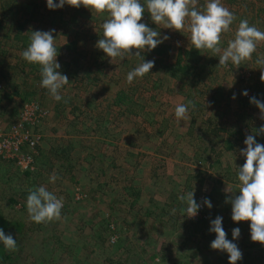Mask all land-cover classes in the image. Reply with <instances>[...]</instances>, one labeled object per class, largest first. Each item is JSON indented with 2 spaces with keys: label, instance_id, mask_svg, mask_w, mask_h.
Wrapping results in <instances>:
<instances>
[{
  "label": "rangeland",
  "instance_id": "374dc122",
  "mask_svg": "<svg viewBox=\"0 0 264 264\" xmlns=\"http://www.w3.org/2000/svg\"><path fill=\"white\" fill-rule=\"evenodd\" d=\"M140 2L146 7V0ZM208 2L198 0L197 8L203 11ZM221 4L236 17L230 31L222 33V48L235 37L241 16L264 31V0ZM107 18L108 13L84 6L49 10L46 0H0V75L24 80L20 85L26 88L21 90L26 100H8L3 89L12 86L0 78V139L11 137L31 106H38L25 128L38 140L37 148L23 143L17 152L32 159L31 170L0 156V228L18 245V251H9L0 242V260L10 257L0 264H228L221 255L226 253L210 247V224L217 216L223 217L225 231L240 228L234 241L240 250L257 252L237 264H264V245L252 242L250 222L234 223L231 204L225 203L231 195L226 188L239 195L237 167L245 163L240 155L244 140L264 124L250 104L253 96L264 100V68L256 63L264 56V41L239 68L231 62L219 66V54L191 44L187 21L177 32L156 25L146 11L141 23L169 37L157 46L168 54L161 58L155 51L142 52L155 66L129 84L127 73L141 59L125 56L111 62L95 47ZM52 29L56 47L75 44L73 57L57 56L58 71L71 83L61 90L59 102L40 86V72L21 55L30 30ZM182 51L191 75L173 72ZM186 52L194 53V60ZM69 64L74 66L63 70ZM121 91L129 99L116 104ZM189 100L195 108H189L187 120L178 121L176 106ZM256 141L264 144V135ZM53 172L59 179L50 182ZM41 185L63 198L60 220H30L29 189ZM189 191L201 204L195 218L186 217L187 203L178 198ZM205 198L211 209L203 205Z\"/></svg>",
  "mask_w": 264,
  "mask_h": 264
},
{
  "label": "clouds",
  "instance_id": "9594fccd",
  "mask_svg": "<svg viewBox=\"0 0 264 264\" xmlns=\"http://www.w3.org/2000/svg\"><path fill=\"white\" fill-rule=\"evenodd\" d=\"M198 0H146L145 5L140 0H46L49 10L63 8L65 4L79 8L84 6L96 13H108L103 25V38L95 45L102 50L107 57L124 58L135 56L141 62L133 70L127 73V82L131 84L134 79L142 78L149 74L155 66L154 60L145 61L142 56L144 51H152L169 39L167 35L161 38L159 31L141 23L147 11L151 20L156 25H164L165 29H173L181 32L189 24L191 32V44L195 49L210 50L213 56L219 54V66L227 67L229 62L238 66L245 60H250L252 54L257 51V42L264 41V31L256 26H250L247 19H242L236 30L235 37L228 41L227 47L222 48V33L230 31V25L236 20L234 13L221 4V0H209L201 11L197 8ZM55 30L29 31L30 43L21 55L29 63L40 66L41 84L47 89L51 97L59 102L63 99L61 90L71 83L67 75L58 71L61 65L57 62L58 49L55 45ZM26 33V34H28ZM133 49H136L133 53ZM256 63L264 68V56H258ZM264 82V70L260 75ZM248 96L247 90L242 92ZM236 96L233 94L232 99ZM250 104L255 105L260 112V119L264 120V100L253 96ZM195 108L193 101L187 104H178L175 108V117L178 121L187 120L189 108ZM264 135V124L246 136L245 147L240 150V155L245 158V163L238 169L239 195L228 188L226 193H231L225 203L231 204V219L234 223L250 222V235L252 242L264 245V144L257 143L256 136ZM50 182L59 179L53 172ZM237 193V192H236ZM187 203L186 217L195 218L201 208V204L194 199V191L178 197ZM63 198L57 197L43 185L36 189H29L26 207L30 220L33 222L47 223L60 220L62 217ZM203 205L212 208L210 199L205 198ZM175 212V209H173ZM223 217L217 216L211 220L209 231L215 233V239L211 242V249L228 254V264H237L242 260L243 253L233 241L239 239L240 228L232 230V240L227 239V233L222 226ZM0 242L9 251H18L16 239L6 235L0 228Z\"/></svg>",
  "mask_w": 264,
  "mask_h": 264
},
{
  "label": "built area",
  "instance_id": "2783aa9c",
  "mask_svg": "<svg viewBox=\"0 0 264 264\" xmlns=\"http://www.w3.org/2000/svg\"><path fill=\"white\" fill-rule=\"evenodd\" d=\"M37 110L38 106L32 105L30 115L36 113ZM29 116L26 113L25 117L18 122L11 137L0 139V156L5 159H14L23 170H31L33 166L31 158L21 157L17 154L20 146L26 143L31 149H35L38 145V140L31 136L30 131H25L26 123L30 120Z\"/></svg>",
  "mask_w": 264,
  "mask_h": 264
},
{
  "label": "trees",
  "instance_id": "16d2710c",
  "mask_svg": "<svg viewBox=\"0 0 264 264\" xmlns=\"http://www.w3.org/2000/svg\"><path fill=\"white\" fill-rule=\"evenodd\" d=\"M61 19L65 21L66 18L64 16H62ZM16 37L19 38L20 34L18 33ZM74 46H75V44H73V43L65 42L63 45L57 46V49L59 51L58 53H61V55H62V53H64V54L67 53L68 55H71L73 53L72 51H73ZM152 51H155V55H158L161 58L168 54L166 47H163V46L157 47ZM186 53L188 55V58L192 57V60H194V58L196 56L194 53H188V52H186ZM184 58H185V53L182 51L179 53L176 65L173 66V68H172L174 74H176L177 72L182 73L184 76L192 74L193 70H191V69H193V68H192V66L183 63ZM29 64L32 65V67H34L35 70H38L40 72V66L39 65L32 64V63H29ZM70 66H71V64L66 65V67L63 68V70H68L70 68ZM10 86H12V87H10ZM9 87H10V89L6 92V94L3 95L8 100L14 99L15 96H21L23 100H26V98L25 99L23 98V95L21 94V92L19 90L18 91L16 90V85H14V84L10 85L9 84ZM29 92L30 91H27L26 95L29 94ZM127 99H129V96H127V94H125L124 91H121L119 94H117L116 104H121L123 102H126ZM8 259H10L9 256L3 257V258H1L0 263H4Z\"/></svg>",
  "mask_w": 264,
  "mask_h": 264
},
{
  "label": "crops",
  "instance_id": "0c3cea01",
  "mask_svg": "<svg viewBox=\"0 0 264 264\" xmlns=\"http://www.w3.org/2000/svg\"><path fill=\"white\" fill-rule=\"evenodd\" d=\"M241 17H243V16H241ZM239 18V22L242 20V18ZM69 43V42H68ZM60 55H61V53H59ZM62 54H64V53H62ZM68 57H73V55L71 54V55H67ZM74 66V64H72L71 66H70V68L71 67H73ZM38 71V70H37ZM19 72V71H18ZM0 78L2 79V80H4V82H7V85H9V83L11 82V80H12V84H14V85H16V90L18 91H20L21 92V90H24V89H26L25 87H24V85H20V83H24L25 84V81L24 80H22V79H19V78H14L12 75H8V74H4L3 72H2V74L0 75ZM14 79H16V80H18L17 82L19 83V84H17V82L16 81H14ZM6 80V81H5ZM5 87H7V86H5ZM0 88H2L1 86H0ZM4 90H6V91H8L9 89H3V91ZM12 90V89H11ZM131 233H135V232H133L132 230L130 231ZM148 232H154V233H156V234H158V236L160 235L159 234V232H161V230H148ZM226 233H227V239H229V240H232V230H226ZM230 233V234H229ZM209 238H211L212 240L211 241H213L216 237H215V233H211V236L209 237ZM234 242V241H233ZM186 243V242H185ZM242 251V250H241ZM224 253H226V252H224ZM242 253H243V257H245V258H248V257H251L252 258V255H257V252L256 251H253V250H243L242 251ZM227 254V253H226ZM221 255H222V258L223 259H227V257H228V254L226 255V257L223 255V253H221ZM180 263H181V257H180ZM254 260H257V259H254ZM259 260V259H258ZM186 262H184V264H185ZM240 264H246V263H242V262H239ZM247 264H253L252 263V261L249 263H247ZM257 264H260V262L258 261L257 262Z\"/></svg>",
  "mask_w": 264,
  "mask_h": 264
}]
</instances>
